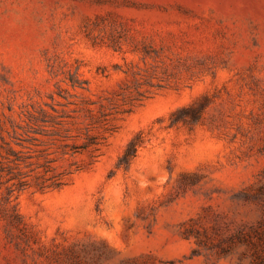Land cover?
<instances>
[{"label": "rangeland", "instance_id": "obj_1", "mask_svg": "<svg viewBox=\"0 0 264 264\" xmlns=\"http://www.w3.org/2000/svg\"><path fill=\"white\" fill-rule=\"evenodd\" d=\"M0 264H264V0H0Z\"/></svg>", "mask_w": 264, "mask_h": 264}, {"label": "trees", "instance_id": "obj_2", "mask_svg": "<svg viewBox=\"0 0 264 264\" xmlns=\"http://www.w3.org/2000/svg\"><path fill=\"white\" fill-rule=\"evenodd\" d=\"M133 153H130V151L129 152H127L126 153V158H128L130 155H132Z\"/></svg>", "mask_w": 264, "mask_h": 264}]
</instances>
